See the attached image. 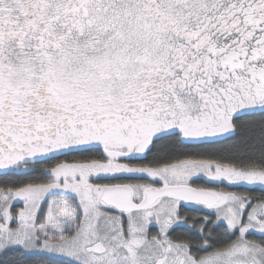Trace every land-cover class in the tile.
<instances>
[{
	"label": "snow or ice",
	"instance_id": "snow-or-ice-1",
	"mask_svg": "<svg viewBox=\"0 0 264 264\" xmlns=\"http://www.w3.org/2000/svg\"><path fill=\"white\" fill-rule=\"evenodd\" d=\"M0 264H264V0H0Z\"/></svg>",
	"mask_w": 264,
	"mask_h": 264
}]
</instances>
